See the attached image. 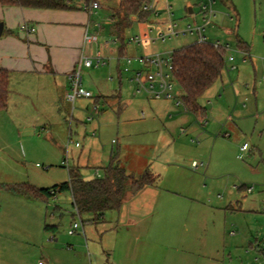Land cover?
Wrapping results in <instances>:
<instances>
[{
  "label": "rangeland",
  "instance_id": "rangeland-1",
  "mask_svg": "<svg viewBox=\"0 0 264 264\" xmlns=\"http://www.w3.org/2000/svg\"><path fill=\"white\" fill-rule=\"evenodd\" d=\"M101 2V8L90 16V31L99 32L101 43L116 40L110 46L120 49L121 41L113 27L120 0ZM169 2L177 28L201 21L202 0ZM84 5L82 10L86 11ZM214 9L216 14L205 27L206 39L229 44L227 56H235L237 69H231L226 58L222 76L199 99L205 108L202 116L185 107L178 84L173 93L180 96L174 100L131 96L132 102L119 112L116 102L100 97L99 111L95 112V101L106 92L102 85L113 89L116 83L118 89L117 67L125 65L110 58L105 66L83 68V86L94 97L66 101L61 117L32 104L20 105L18 117L10 110L0 111V264H39L47 253L57 261L64 260L80 246L76 238L83 239L84 245L86 241L84 233H68L74 218L84 225L88 238L97 240L100 235L89 214H77L70 193L47 198L26 194L23 187H53L69 180V170L76 168L85 178H92L97 170L104 173L114 158L136 178L149 168L156 181L138 195L128 182L124 212L105 213L113 224L119 222L123 228V222L138 208L150 215L153 225H160L163 216L176 217V231H185L186 225L190 230L216 226L222 231L221 221L228 217L237 224L231 229L239 233L240 226L244 230L243 243L264 239V0H215ZM153 18H132V25L124 31L125 54L142 55L151 50L168 56L197 41L195 35L182 34L149 46L129 44L145 24L157 26ZM152 36H156L155 29ZM239 42L250 49L251 57L246 60ZM127 76L125 72L122 75L123 92L133 94ZM181 128H185L184 133ZM245 143L248 148L242 151ZM47 223L58 225L57 241H50L54 233L45 231ZM45 239L48 243L44 244ZM256 253L264 263V255ZM223 256L228 260L229 256L219 255L228 264ZM233 258L236 264H257L244 249Z\"/></svg>",
  "mask_w": 264,
  "mask_h": 264
},
{
  "label": "crops",
  "instance_id": "crops-1",
  "mask_svg": "<svg viewBox=\"0 0 264 264\" xmlns=\"http://www.w3.org/2000/svg\"><path fill=\"white\" fill-rule=\"evenodd\" d=\"M86 3L80 0L77 9L61 10L4 6L0 2V22L4 23L0 34V68L9 71V102L6 110H10L11 115L18 117L20 105L32 104L37 108L51 109L61 117L62 107L65 109L66 101L69 100V74L84 55L93 52L84 44L88 25L91 27V14L82 10ZM158 6L161 9L164 7H160V3ZM24 22L35 26L36 30H22L20 25ZM145 25L142 30L148 27ZM239 48L245 53L244 60L248 55L251 57L246 43L241 42ZM103 53L118 62V57L123 55L119 49L110 45L103 49ZM117 71L118 89H115L116 83L113 89L104 83L102 86L106 92L103 91L102 96L116 102L118 111L122 112L132 102L131 96L134 95L123 92L124 80L119 66ZM110 75V79H113V75ZM169 125H165L167 129ZM123 204L119 209L120 214L124 212ZM135 210L142 215L136 214L135 211L131 213L123 222V228L119 227V222L113 224V221L107 220L106 215L94 221L93 216L89 214L90 221L97 229V235H100L97 240L88 238L82 224V228L75 234L81 236L80 233H84L83 237L87 241L85 245L83 239L76 238V242L81 243L80 246L74 245L75 252L65 256L64 260L57 261L50 253L43 259L50 264H225L219 259V255L227 253L229 260L223 256L226 263L236 264L233 257L244 249L247 257H255L256 263H263L256 256V252L264 255V239H256L254 243L247 240L243 243L244 230L240 226L239 233L231 229V226L237 225L235 219L225 217L221 225L219 224H223L222 231L216 226L204 231L190 230L189 225L185 226V231H176L179 223L176 217L163 216L160 225H153L154 220L150 215H145L143 210L138 208ZM122 217L120 215V220ZM45 231L54 233V236L49 238L50 241H57L56 232L46 229ZM245 235L252 237L250 233ZM43 243L48 241L45 239Z\"/></svg>",
  "mask_w": 264,
  "mask_h": 264
},
{
  "label": "trees",
  "instance_id": "trees-1",
  "mask_svg": "<svg viewBox=\"0 0 264 264\" xmlns=\"http://www.w3.org/2000/svg\"><path fill=\"white\" fill-rule=\"evenodd\" d=\"M80 0H0L4 6H21L40 9L73 10L78 8ZM89 3L91 0H84ZM93 1V0H92ZM147 0H120L119 10L113 15V27L121 41L120 53L125 54L124 31L129 28L133 17L145 21L152 15L151 11L143 9ZM241 42H239L240 44ZM227 47L216 48L211 42H195L179 47L172 52V62L178 84L183 90L182 101L185 107L196 115H203L205 108L199 99L222 76L226 68ZM98 96L96 102H100ZM104 98V97H103ZM9 102V71L0 68V111L8 107ZM69 180L48 188H37L24 184L23 191L34 196L56 197L63 192H69L73 205L79 216L91 214L92 220L98 221L109 210H119L122 207L126 185L129 182L131 190L137 194L146 186L156 181L154 173L147 168L136 178L121 166L118 159H113L104 168L100 176L85 178L78 168L69 170ZM45 229L57 232L58 225L45 224Z\"/></svg>",
  "mask_w": 264,
  "mask_h": 264
},
{
  "label": "built area",
  "instance_id": "built-area-1",
  "mask_svg": "<svg viewBox=\"0 0 264 264\" xmlns=\"http://www.w3.org/2000/svg\"><path fill=\"white\" fill-rule=\"evenodd\" d=\"M163 3V9L159 8L158 4ZM215 0H202L200 4L201 11V21L195 22L194 24H188L184 28H177L178 24L175 20L172 19L173 11L172 6L169 0H147L144 4L143 9L146 11H151L155 20L157 21V26L147 27L141 31L140 34L134 36L129 44L133 43L136 46H149L156 42H165L168 39L173 37H179L182 34H191L195 35L197 38L196 42H207L205 36L206 24L211 20V18L216 14L214 9ZM102 4L99 0H93L84 5V8L92 14L96 9L101 8ZM165 14L166 16L161 18V15ZM151 15V16H152ZM153 18V19H154ZM99 27L101 24H95V27ZM22 30L28 32H34L36 30L35 26L29 25L27 22H24L20 25ZM155 29L156 36H152V32ZM112 42L116 40H105L101 43L99 32L91 33L90 25L85 33L84 44L92 49V53L84 55L80 60L75 69L69 74L71 81L72 91L67 94L69 100L73 103L78 97L93 98V93L86 89L83 86V68H99L107 65L108 58L104 55L103 49L111 45ZM216 48L227 47L230 48L229 44H221L220 42L213 43ZM97 47L94 49V47ZM126 45V44H125ZM230 62L231 69H237V64L235 63V56L229 55L226 57ZM119 62L123 61L125 65L120 69L121 75L127 73V80L129 87L132 89L134 96L143 95L147 99H165V100H174L179 95H174V87L178 84L175 67L172 62V52L165 55L162 52H146L142 55H128L123 54L118 57ZM179 85V84H178ZM183 95V94H182ZM181 95V99H182ZM179 104L180 102L177 101ZM100 103L96 102L93 105L95 112L99 111ZM142 116H146L145 111H142ZM91 116L90 118H92ZM205 118L201 119L204 121L203 124H206ZM181 132L184 133L185 129L181 128ZM77 145H79L77 143ZM248 148V143H245L241 146L242 151H246ZM193 165L197 167V162L193 161ZM97 176H100L101 173L99 170L96 172ZM251 190V188H249ZM77 212V211H76ZM78 214V213H77ZM82 228V224L79 221H73L68 229L70 235H74L77 231ZM54 238V237H53ZM264 247V242L262 243ZM39 264H50L45 259H41ZM263 264V263H257Z\"/></svg>",
  "mask_w": 264,
  "mask_h": 264
},
{
  "label": "water",
  "instance_id": "water-1",
  "mask_svg": "<svg viewBox=\"0 0 264 264\" xmlns=\"http://www.w3.org/2000/svg\"><path fill=\"white\" fill-rule=\"evenodd\" d=\"M190 11L192 12V8L190 9ZM3 28H4V23L0 22V34H2Z\"/></svg>",
  "mask_w": 264,
  "mask_h": 264
}]
</instances>
